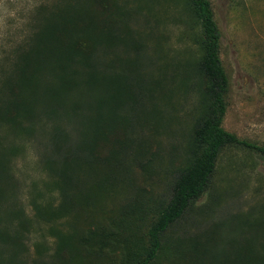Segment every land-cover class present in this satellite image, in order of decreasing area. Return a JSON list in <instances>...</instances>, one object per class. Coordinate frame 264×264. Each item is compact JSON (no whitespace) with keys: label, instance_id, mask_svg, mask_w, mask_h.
<instances>
[{"label":"trees","instance_id":"trees-1","mask_svg":"<svg viewBox=\"0 0 264 264\" xmlns=\"http://www.w3.org/2000/svg\"><path fill=\"white\" fill-rule=\"evenodd\" d=\"M112 1L40 3L31 12L29 30L15 47L6 50L8 44L4 46V39H0V264H24L19 259L26 233L23 212L16 206L10 166L17 149L7 142V136L34 137L39 145L43 141L49 149L44 165L57 179L61 210H69V193L78 186L77 173L84 165L93 166L102 160L109 164L116 149H123L130 127L128 114L146 98L145 70L150 59L144 41L135 37L126 22L134 14L143 18L148 29L144 10L150 11L156 0H140L141 5L131 9L129 2L118 6ZM174 1L186 14L181 23L196 50L191 61L180 64L184 73L181 81L191 83L185 89L198 97L186 165L174 179L168 198L136 231L137 238H131L136 232L124 238L117 232L120 242H115V233L104 224L94 231L76 230L66 236L51 230L58 241L59 256L77 257L78 264H93L94 255H102L112 244L114 249L118 244H132L120 259L121 264H158L166 251L172 254L173 261L180 260L187 251L199 264H264V246L258 245L262 231L247 219L239 220L237 214L213 225L224 226V230L216 237L207 236L204 242L201 236H189L183 226L192 214L207 211L217 201L215 176L223 154L239 150L264 160V145L241 140L222 126L228 78L219 57L220 37L209 0ZM114 39H120L123 45L119 46ZM5 40L8 43L9 39ZM117 51L132 54L133 58L125 60ZM116 62L123 65L126 81L115 90L118 104L114 121L93 123L94 116H105L104 109L99 107L107 99L101 77ZM179 74L174 73L173 78ZM91 100L96 103L93 109ZM142 106L144 125L156 129L155 109L145 113ZM46 120L54 125L50 134L43 137L38 133ZM98 185L103 189L102 182ZM89 200V194L82 196L83 204L87 205ZM33 207L35 214H43L35 202ZM123 223L119 220L111 226L125 228ZM176 228H181L182 235L172 238Z\"/></svg>","mask_w":264,"mask_h":264},{"label":"rangeland","instance_id":"rangeland-1","mask_svg":"<svg viewBox=\"0 0 264 264\" xmlns=\"http://www.w3.org/2000/svg\"><path fill=\"white\" fill-rule=\"evenodd\" d=\"M53 1L0 0V39H4V46L8 44L6 50L15 47L29 30L33 8ZM114 1L118 6L129 2L128 9L140 4V0ZM209 2L220 37L219 57L228 78L227 110L222 126L241 140L264 145V0ZM144 11L148 29L144 27L143 18L134 14L126 23L135 37L144 41L150 59L145 70L148 75L146 98L128 114L130 127L123 140V149H116L109 164L102 160L93 166L84 165L77 173L78 186L69 193V210H61L57 179L44 165V156L49 149L46 150L48 147L45 148L43 141L39 145L34 137L7 136V142L17 149L10 166L15 181L16 206L26 221L24 251L17 261L24 264H78L77 257L59 256L58 241L51 230L66 236L76 230L94 231L101 224L108 228L110 225V231L115 233L112 239L116 242L117 232L124 238L142 229L145 220L151 218L158 205L168 198L174 179L186 165L187 144L198 97L185 89L191 83L181 81L184 73L180 64L191 61L196 50L186 33V26L181 23L186 20V14L174 0H156L150 11ZM5 39H9L8 43ZM114 40L119 46L123 45L120 39ZM117 55L125 60L133 58L132 54L121 51H117ZM112 65L101 77L107 99L99 107L104 109L105 116H94L93 123L114 121L118 104L115 90L124 86L126 79L123 65L119 62ZM176 72L180 74L173 78ZM90 104L93 109L95 100ZM141 104L145 113L155 109L156 129L144 125ZM53 125V121L46 120L38 135L50 134ZM218 165L214 192L217 201L207 211L194 213L183 222L186 233L201 236L200 240L204 242L207 236L216 237L224 230V226L213 225L237 214L239 220L247 219L262 231L258 235V245L263 247L264 160L256 154L238 150L223 154ZM100 182L104 184L103 189H99ZM86 194L90 196L87 205L82 201ZM33 202L40 207L42 215L35 214ZM119 220L124 221L125 228L114 229L112 222ZM181 235V228L172 232V238ZM131 238H137V232ZM130 245L118 244L114 249L112 244L102 255H94L93 264H121L120 259ZM171 258L172 254L166 251L158 264H199L187 251L178 261Z\"/></svg>","mask_w":264,"mask_h":264}]
</instances>
